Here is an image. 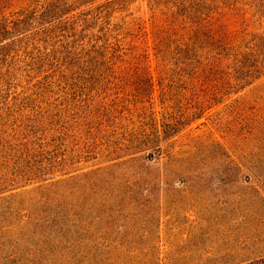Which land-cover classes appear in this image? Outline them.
<instances>
[{
  "label": "rangeland",
  "instance_id": "rangeland-1",
  "mask_svg": "<svg viewBox=\"0 0 264 264\" xmlns=\"http://www.w3.org/2000/svg\"><path fill=\"white\" fill-rule=\"evenodd\" d=\"M138 7L146 10L145 3ZM110 82L118 83L85 82L84 95L73 91L67 99H47L28 85L0 93V184L6 187L0 191V264H11L15 250L42 256L41 247L31 246L43 221L53 225L47 249L58 257L67 241L88 244L92 254L104 245L99 254L127 264L264 259V76L165 142L154 159L105 150L81 120L79 102L106 101L96 90ZM44 116L53 117V148L46 153ZM88 144H94L90 153ZM48 162H54L45 178L51 179L40 182Z\"/></svg>",
  "mask_w": 264,
  "mask_h": 264
},
{
  "label": "trees",
  "instance_id": "trees-1",
  "mask_svg": "<svg viewBox=\"0 0 264 264\" xmlns=\"http://www.w3.org/2000/svg\"><path fill=\"white\" fill-rule=\"evenodd\" d=\"M262 24L264 0H0V93L28 85L47 99H67L73 91L84 95L85 82L118 81L97 88L106 101H78L81 120L105 150L154 159L165 142L264 76ZM52 121L44 116V153L53 148ZM115 136L121 144L106 143ZM52 163L42 166L40 182L51 179ZM41 226L31 249L41 247L43 255L15 250L11 264L129 262L99 254L104 245L86 252L84 242L66 241L58 257L47 249L53 225Z\"/></svg>",
  "mask_w": 264,
  "mask_h": 264
}]
</instances>
